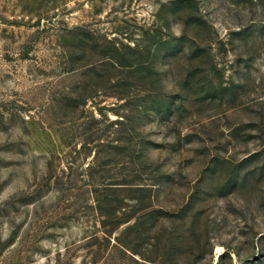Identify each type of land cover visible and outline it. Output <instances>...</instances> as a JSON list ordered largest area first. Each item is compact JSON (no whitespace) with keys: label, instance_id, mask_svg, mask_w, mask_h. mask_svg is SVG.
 <instances>
[{"label":"rangeland","instance_id":"374dc122","mask_svg":"<svg viewBox=\"0 0 264 264\" xmlns=\"http://www.w3.org/2000/svg\"><path fill=\"white\" fill-rule=\"evenodd\" d=\"M0 264H264V0H0Z\"/></svg>","mask_w":264,"mask_h":264}]
</instances>
